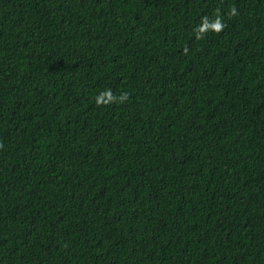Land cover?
<instances>
[{
    "label": "trees",
    "instance_id": "16d2710c",
    "mask_svg": "<svg viewBox=\"0 0 264 264\" xmlns=\"http://www.w3.org/2000/svg\"><path fill=\"white\" fill-rule=\"evenodd\" d=\"M0 264H264V0H0Z\"/></svg>",
    "mask_w": 264,
    "mask_h": 264
},
{
    "label": "clouds",
    "instance_id": "9594fccd",
    "mask_svg": "<svg viewBox=\"0 0 264 264\" xmlns=\"http://www.w3.org/2000/svg\"><path fill=\"white\" fill-rule=\"evenodd\" d=\"M237 10L235 7H233L230 12H229V16L230 17H234L236 16ZM225 24L222 21V18L220 16H217L214 20V22L209 23L207 18H204V20L202 21V24L200 26L197 27V29L195 30L198 35H197V39H203L204 36L207 34V32L212 31L215 33H220L224 30L225 28ZM117 98L113 96V93L111 91V89L105 90L101 93H99L98 97H97V104H107V103H111L113 101H115ZM128 99V94L124 93L122 94L121 97H119V101L123 102L125 100Z\"/></svg>",
    "mask_w": 264,
    "mask_h": 264
}]
</instances>
